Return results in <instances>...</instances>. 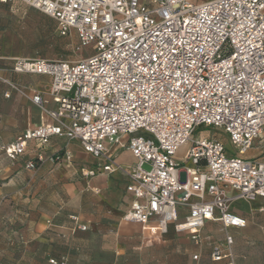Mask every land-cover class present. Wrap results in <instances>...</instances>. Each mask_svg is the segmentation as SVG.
<instances>
[{"label": "built area", "instance_id": "2783aa9c", "mask_svg": "<svg viewBox=\"0 0 264 264\" xmlns=\"http://www.w3.org/2000/svg\"><path fill=\"white\" fill-rule=\"evenodd\" d=\"M16 1L53 19L59 36L73 34L76 50L89 53L76 61H12L15 73L49 78L45 94L55 107L35 94L32 102L52 123L24 130L0 145V154L16 160L30 142L37 149L54 137L76 142L91 157L106 159L103 172L126 173L133 200L122 221L138 224L152 238L172 225L196 246L204 225L217 223L223 239L210 258L236 264L230 230L246 221L232 206L264 200V161L227 154L219 137L198 135L202 128L221 129L238 154L263 138L264 0L0 3ZM104 142L128 150L135 162L127 168L116 163ZM61 160L69 163L71 155L40 151L25 168Z\"/></svg>", "mask_w": 264, "mask_h": 264}, {"label": "rangeland", "instance_id": "374dc122", "mask_svg": "<svg viewBox=\"0 0 264 264\" xmlns=\"http://www.w3.org/2000/svg\"><path fill=\"white\" fill-rule=\"evenodd\" d=\"M187 1L199 5L213 0ZM88 53L86 48L76 50L73 34L59 36L55 22L37 10L17 1L0 4V70L16 58L76 61ZM6 109L0 98V113ZM202 129L198 136L219 137L227 154L253 158L262 151L264 156L262 139L247 153L238 154L221 129ZM186 149V145L179 148L177 157ZM35 170L27 171L23 158L9 160L0 154V264H51V259L68 264H146L154 249L163 250L160 244L147 247L142 237L137 241L136 224L129 225L135 228L129 231L135 237L118 234L116 224L82 231L72 217L90 211V191L71 197L53 178H42ZM118 248L123 249L119 255Z\"/></svg>", "mask_w": 264, "mask_h": 264}, {"label": "crops", "instance_id": "0c3cea01", "mask_svg": "<svg viewBox=\"0 0 264 264\" xmlns=\"http://www.w3.org/2000/svg\"><path fill=\"white\" fill-rule=\"evenodd\" d=\"M11 64L9 68L0 70V98L2 105L7 107L0 113V144L12 142L16 135L26 129L52 123L32 102L31 98L35 94L40 93L41 97L47 101L46 107H55L49 96L45 94L49 84L47 76L15 73L12 71ZM2 65L4 66L3 63ZM10 84L17 90L11 88ZM6 93L7 96H5ZM262 141H264V132ZM257 142L258 140L255 145ZM104 144L108 148V157L114 159L116 163L127 168L135 162L128 150L111 146L108 142ZM40 151L47 157H61L68 152L71 155V162L61 160L55 163L49 161L38 163L36 175L42 178H53L58 186L64 188L71 197L83 193L86 189L90 191V204L87 205L90 211L83 216H76L75 224L86 226V230L94 228L98 231L116 224L118 234L134 237L136 235L137 241L142 237L148 242L147 247L153 249L157 248L154 244H160L163 250L156 253L154 249L149 263L146 264H223V262L212 261L210 258L212 246L223 239L219 224L207 222L201 230L202 241L197 246L187 234L176 233L172 225H169L167 232L160 238L149 237L148 233L141 231L138 224L136 225L140 234L129 233L135 229L129 225L135 223H126L121 219L133 200L132 195L126 190L128 177L125 172L118 170L103 172L101 168L106 163V159H95L85 153L76 142H66L55 137L41 149H37L35 144L30 142L23 155L19 157L24 159V168L26 162L35 159ZM261 153L255 157L264 161ZM89 171L94 172L90 178L87 175ZM230 193L233 192L230 191ZM232 210L246 221L243 228L230 230L233 237L232 252L235 263L264 264V200L256 199L253 202L240 200L233 204ZM150 249L144 251H150ZM122 250V248L117 249L118 255ZM194 255L198 258L193 259Z\"/></svg>", "mask_w": 264, "mask_h": 264}, {"label": "trees", "instance_id": "16d2710c", "mask_svg": "<svg viewBox=\"0 0 264 264\" xmlns=\"http://www.w3.org/2000/svg\"><path fill=\"white\" fill-rule=\"evenodd\" d=\"M53 20V19H52ZM54 21V20H53ZM55 22V21H54ZM55 25H56V23H55Z\"/></svg>", "mask_w": 264, "mask_h": 264}]
</instances>
